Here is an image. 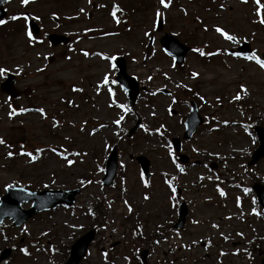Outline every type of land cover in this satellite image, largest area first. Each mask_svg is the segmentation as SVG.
Returning a JSON list of instances; mask_svg holds the SVG:
<instances>
[{
    "label": "rangeland",
    "instance_id": "374dc122",
    "mask_svg": "<svg viewBox=\"0 0 264 264\" xmlns=\"http://www.w3.org/2000/svg\"><path fill=\"white\" fill-rule=\"evenodd\" d=\"M5 8L0 82L15 74L21 94L0 90V197L7 185L80 191L70 206L0 223V252L12 248L1 264H63L67 247L92 228L80 264H141L144 249L150 264H261L264 211L252 185L264 183V157L248 162L259 145L254 125L264 127V68L247 57L264 60V0H170L168 8L160 0H8ZM25 13L42 33L29 37ZM51 32L73 44L51 45ZM165 32L193 47L184 64L163 51ZM245 41L252 53H229ZM116 56L145 87L134 105L115 80ZM192 100L203 123L183 139ZM177 136L188 163L173 148ZM114 144L117 173L103 185ZM137 155L149 159L150 178ZM179 200L188 216L174 229Z\"/></svg>",
    "mask_w": 264,
    "mask_h": 264
},
{
    "label": "water",
    "instance_id": "95a60500",
    "mask_svg": "<svg viewBox=\"0 0 264 264\" xmlns=\"http://www.w3.org/2000/svg\"><path fill=\"white\" fill-rule=\"evenodd\" d=\"M7 0H0V20H2L7 12L4 8V3ZM29 26L34 33L39 32V26L34 20L29 21ZM159 28H162V22L159 23ZM49 40L57 45L61 42H69V38L64 35L57 33H52L49 35ZM164 48L172 55L176 56L179 63H182L185 59L187 52L190 50V47L182 44L177 38L173 35L166 34L161 40ZM242 51H250L248 44H243L240 48ZM116 64L118 65L119 71L117 80L123 85V87L128 90L131 104H133L139 94L140 87L135 78L130 76L127 73L126 60L123 57L116 59ZM15 77L11 74H8L7 80L2 83V90L7 92L13 97L18 95V91L14 85ZM192 111L186 121V132L184 133L185 138H190L195 132L196 128L202 123V118L198 113L196 103H192ZM139 123L130 130L132 134L138 127ZM256 131L260 139V146L253 154V159L250 161V164L255 163L261 157L264 156V128L256 126ZM174 147L177 151L181 149V142L179 138H174ZM117 148L114 147L111 155L108 158L106 165V175L103 178V183L110 184L117 170ZM180 159L183 162L188 161V156L181 154ZM142 170L146 177H150V161L144 155L137 157ZM254 190L258 195L260 204L264 207V184L255 183ZM79 192V189L75 190H43L40 192L32 191L21 186H12L7 189V193L1 198L0 203V222L6 218L10 217L14 219V225H21L27 219L33 217L37 212L49 209L55 205L62 203L72 204L75 200V195ZM33 200L32 206L29 209L22 207L23 202H28ZM188 215V208L185 203L181 204L180 208V217L178 222L175 224L176 228H180L184 225L185 219ZM95 236V230H91L82 237L78 238L71 247L70 257L65 264H79L80 260L87 254L88 247ZM11 253V249H4L0 255V262L7 258ZM146 252L143 253V262L146 263ZM264 264V259L262 260Z\"/></svg>",
    "mask_w": 264,
    "mask_h": 264
},
{
    "label": "snow or ice",
    "instance_id": "6c2138e0",
    "mask_svg": "<svg viewBox=\"0 0 264 264\" xmlns=\"http://www.w3.org/2000/svg\"><path fill=\"white\" fill-rule=\"evenodd\" d=\"M22 2H23L24 4H27V3L29 2V0H22ZM244 2H246V0H244ZM160 3L163 5L164 8H168V7H169L170 0H168V2H166V0H160ZM257 3H259V0H257ZM81 11H83V9H81ZM113 15L115 16V13H113ZM157 15L160 16L161 13L157 12ZM258 15H259V12H258ZM13 19H15V17H13ZM3 23H5V22H4L3 20H0V24H3ZM260 23L264 24V19H261V20H260ZM216 31H217L218 33H220L222 36H224L226 39H229V40H233V39H235V37L229 35L227 32H225V31H224L223 29H221L220 27H217V28H216ZM28 35H29V37H31V33H29ZM146 35H147V33H146ZM201 54H203V53H201ZM247 59L255 60V61L259 64V66H260L261 68H264V60L259 59L258 57L255 56V54H253V55H251V56H248ZM4 71H5L4 69H0V73H2V72H4ZM195 75H197V74H196V73H193V76H195ZM105 80H106V82H107V78H105ZM121 107H123V106H121ZM21 111H26V110H25V109H21ZM37 111L41 112V115H44V111H43V109H37ZM14 114H15V111H13L12 115H14ZM121 119H123V117H121ZM115 123H116V124H119V123H120V120H116ZM54 126H55V125H54ZM0 144H5V141H4L3 138H0ZM9 147H10V146H9ZM21 147H23V146H21ZM37 151H38V152H41V151H43V150H42V149H37ZM52 151L55 152L56 149L53 148ZM20 154L25 155V156H28V157H30L32 160H35V159H36V156L33 155V153H31V152H21ZM7 155H8L9 157H11V156L14 155V153L11 152V151H9V152L7 153ZM77 155H78V154H77ZM72 162H73V161L70 160V159L67 161V163H69V164H71ZM11 187H12L11 185H7L5 190H7V189H9V188H11ZM221 195H223V192H221ZM145 198H147V197H145ZM21 251H24V250L21 249Z\"/></svg>",
    "mask_w": 264,
    "mask_h": 264
}]
</instances>
